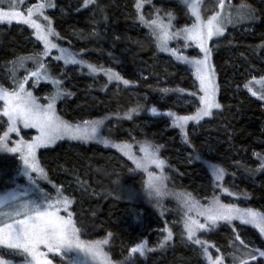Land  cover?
I'll list each match as a JSON object with an SVG mask.
<instances>
[{"label":"trees","instance_id":"obj_1","mask_svg":"<svg viewBox=\"0 0 264 264\" xmlns=\"http://www.w3.org/2000/svg\"><path fill=\"white\" fill-rule=\"evenodd\" d=\"M211 1L203 3V11ZM258 1H231L254 10L256 20L247 25L253 29L246 34L237 29L230 31L213 44L221 108L211 120L187 126L182 133L162 117L153 118L151 109L192 113L193 106L186 102H198L194 76L184 65L158 52L152 35L139 22L135 0H96L88 7L84 0H55L50 20L63 38L64 47L74 53L83 50L86 62L111 68L130 81L128 86L109 82L103 72L93 75L86 67L65 66L52 60L55 76L64 74L62 88L72 93L63 98L58 116L73 124L104 119L101 135L115 143L130 144L136 156H140L141 144L159 147V158L165 162L162 174L167 193L190 194L200 202L228 189L233 195L226 194L227 197L264 211V172L255 171L259 161L254 155H264V101L245 88L254 77L264 76V8ZM146 8L143 15L148 17ZM173 8L183 14L177 24H185L184 11ZM94 29L98 35H92ZM26 38L36 41L27 29L14 25L0 28V72L10 75L11 60L29 55L33 45ZM134 108L139 111L133 113L132 119L125 118L124 114ZM15 157L0 153V195L21 179L18 169L9 162ZM38 160L47 174V179H42L44 187L50 189L47 193L58 195L54 194L58 186H66L58 193L71 199L70 212L82 239L108 238L104 249L113 263L119 264L133 245L146 240L151 249L146 264H207L200 246L186 239L184 223L190 214L185 215L182 201L173 195L159 202L149 198L145 194L147 172L130 171L135 165L117 149L96 141L62 139L41 150ZM214 166L226 170L220 182L223 188L214 185ZM234 227L242 238L261 243L252 229ZM233 228L221 225L198 232L197 236L205 235L203 240L210 249L219 248L229 262L234 251ZM167 230L172 231L173 238L161 248ZM133 259L135 264H143Z\"/></svg>","mask_w":264,"mask_h":264},{"label":"snow or ice","instance_id":"obj_2","mask_svg":"<svg viewBox=\"0 0 264 264\" xmlns=\"http://www.w3.org/2000/svg\"><path fill=\"white\" fill-rule=\"evenodd\" d=\"M96 0H84V6L88 7L95 4ZM192 17L190 26L172 31L174 25L172 20L174 16L168 13V23H165L156 10V18L146 19L141 12V0H137L136 8L139 14V22L150 30V34L155 38L156 48L161 52H170L176 56L177 60L190 64L194 69L196 79L199 81L200 107L193 115H178L172 111L163 113L171 117V123L174 128L182 133L189 121L197 123L205 117L213 115V109H220L221 105L216 100L217 86L215 83V71L209 63L211 49L208 47V41L213 37L223 36L225 25L233 23L234 20L253 19L255 12L248 5H241V8H247L246 14L233 17L229 12L224 14L225 0H219L218 8L213 15L204 19L199 10V0H183ZM5 4L7 5L5 7ZM26 5V0H0V24L11 25L15 22L18 25H25L33 30L37 42L43 45V49L36 50L29 55H23L13 60V68L10 72L12 84L9 87L0 85V101H3V107L0 108V153H10L18 156L22 167L18 169V176L25 177L29 185L35 186L40 192L36 198H29L27 190L17 188L7 191L0 195V264H54L58 257V264H113L104 246L109 243V239L103 240H84L80 229L75 225L72 219V212L68 211L72 201L67 196L57 195L53 200L51 196L40 189L37 179L33 174H37L40 179H47V174L40 167L36 152L39 148H45L54 144L58 139L67 137L72 140L96 141L102 143L106 148H115L135 165L134 169L143 170L148 173L149 180L145 187V194L149 198H154L159 202L166 195H173L182 201L187 209L185 215L195 211L198 216L204 217L205 223L191 218L184 223L186 230V239L193 245H199L203 256L209 264H223L220 256L213 257L209 253V245L205 240L197 236L198 231L209 230L217 225L218 221H224L231 224L238 220L242 226H252L257 230L261 237H264V211H257L250 207L241 208L236 203H222L215 194L212 200L206 205H200L198 201L191 198L190 194L167 193L164 191L163 169L165 162L159 158V147L151 144H141L140 152L142 156H136L132 151V146L127 143H115L101 135V128L104 125V119L85 120L80 124H73L62 120L56 114L55 104L57 99H63L72 93L62 88L64 74L60 77L52 75L51 64L48 58L52 57V50L55 49L59 55L52 57L53 60L63 61L67 65H80L86 67L90 74L103 72L109 82L122 83L125 86L130 81L124 79L118 72L111 68L97 67L92 63L86 62L83 56V50L79 53L70 51L69 47H63L55 40L63 39L52 26V21L45 14V9L55 7L52 0H43V2L32 4L21 10V6ZM103 12V9H100ZM106 20L107 17L105 16ZM41 20L43 22H41ZM94 23H97L94 21ZM92 35H98L95 29ZM183 41L185 47H190L193 43L203 53L202 58H189L179 55L175 49L169 48V41ZM71 42H69L70 44ZM80 56L81 58H77ZM31 61L33 69L26 67V62ZM24 68L25 75L23 79H17L15 75L16 67ZM32 81L31 87L35 88L41 80L49 82L55 91L46 97L47 104H41L33 95V92L26 88L29 81ZM258 84V90H254V85ZM245 88L257 99L264 100V77L245 84ZM168 92L169 89H162ZM183 91V90H180ZM193 96L196 93H192ZM138 108L129 110L125 113V118L132 119L133 113L138 112ZM153 115H159L156 108H152ZM6 118V119H5ZM23 129H35L37 135L29 140L21 136ZM13 136L19 137L13 139ZM185 142L187 139L185 137ZM259 167L255 171L264 172V155L255 153ZM199 159V157H196ZM151 166L161 170V175L157 177L149 172ZM226 170L222 167L214 166L212 169V178L219 182L224 179ZM217 187H220L217 184ZM223 191L231 196L228 189ZM246 196V194H245ZM67 215H61V212ZM233 253L232 264H264V244L256 246L251 241L241 239V235L233 228ZM111 237V233L108 234ZM173 238L171 230H167V235L160 242L163 248ZM239 242L238 245L236 242ZM146 244L138 243L129 249V255L125 256L119 264H135L134 254L144 256L146 251H150ZM220 251L219 248L216 249ZM4 255L9 257H21L19 261L14 259H5Z\"/></svg>","mask_w":264,"mask_h":264},{"label":"rangeland","instance_id":"obj_3","mask_svg":"<svg viewBox=\"0 0 264 264\" xmlns=\"http://www.w3.org/2000/svg\"><path fill=\"white\" fill-rule=\"evenodd\" d=\"M156 1L159 2L160 4L158 5ZM205 1L206 0H199V10H200V13H201L202 17L204 19H207L208 17H210L211 15H213L216 11H219V8H218L219 0H212L211 3H210L211 5L206 9V11H203L202 10V6H203V3ZM231 1L232 0H225V8H224V14L225 15L227 13L231 12L232 15H233V17H236L238 15H243V14H246L247 13V11H248L247 8H241L240 7L243 4H241V3L236 4V3H232ZM40 2H43V0H26V5L21 6V10H25L26 11V7L27 6H31L32 4L40 3ZM258 2L261 5V7L264 8V0H259ZM53 3L56 4L55 3V0H53ZM135 3H137V0H135ZM141 3H142V8H141L142 14H145L144 13V10L147 9L146 7H148V11H149V14L150 15L148 14L149 16L148 17H145L146 19H154V18H156V14H157L156 10H160L159 13H158L159 17L162 18L165 23H168V15L167 14L168 13H172L173 16H174V19L171 21L172 24L174 25V28L172 29V31L181 29V28H183L185 26H190L192 20L195 19V17H192L191 16V13L189 12L187 6L183 3V0H152L151 3H150V0H141ZM6 6L7 5L5 4V7ZM135 6H136V4H135ZM173 6H177L182 11H184L185 18L187 19L185 24H181L180 26L177 24V22L183 16V14H181V12L178 11L177 9L173 8ZM54 8L55 7L45 9V14L48 15L49 18H50L49 11H55ZM60 12L61 13H64L62 10ZM138 14H140V13H138ZM254 20H256L255 17L253 19L234 20L233 23H230V24H226L225 25L226 30H225V33H224L223 36L213 37L212 40H209L208 41V47L211 49V57H210L209 63L211 64V66L214 68V71H215V77H214V79H215V83H216V86H217L216 100H217V102L219 104H220V102H219L220 93H219V87H218L217 73H216V69H215V65H214V59H213V47H214L213 44H215L216 41H219L221 39H224L228 35V33L230 31H233V30H236V29H237V32H239L241 34H246L247 32H250L253 28H252V26L249 27L247 25H249V23L252 22V21H254ZM41 22H43V21L41 20ZM13 25L16 26L18 29H21V30L27 29L28 31H30L32 37L35 39V35L33 34V30L30 29V28H28L25 25H18L15 22H13L11 25H8V24H0V28L1 29L3 27H7L8 28V27L13 26ZM148 31L150 33V30L149 29H148ZM152 38L154 39V42H155V38L153 36H152ZM53 39H54V41L56 43H58V44H60L61 46L64 47V42L62 40L60 42H58V40H55V38H53ZM25 41L27 43H29L30 45L31 44L33 45L32 49L30 51H28L29 54H31L32 52H34L36 50H41L42 51L43 45L40 44L39 42L32 41L30 38H26ZM39 44L41 45V48L40 47L39 48L37 47V46H39ZM155 44H156V42H155ZM169 48L175 49L179 55L188 56L189 58H202V56H203V53H200L199 48H197L194 43L190 47H185L184 46V42L182 40L181 41H177V40H171V41H169ZM158 52L160 54H163V55L168 56L169 58H171L176 63L181 64V65H184L187 68V70L194 76V80H195L196 87H197V90H198L197 91V100H198V102H197V104L196 103L193 104L192 101H187L186 102V104H190L191 106H193L194 111L192 113H186V114L176 113V114H178V115H193V114H195V112L197 111V109L200 107V104H199V96L202 95V93L199 91V81L196 79V76L194 74V69L192 68V66L190 64H186L183 61L177 60L176 56L172 55L170 52H161L159 50H158ZM56 55H59V52L57 50L53 49L52 50V57H54ZM52 57H49L48 58V62L50 64H51V61L53 60ZM16 59H17V57L13 58L11 60V62L13 60H16ZM11 62H10V65H9V73L11 72V70L13 68V65L11 64ZM61 62H63V61H61ZM26 67L29 68V69H33L34 68V65L32 64L31 61H28V62H26ZM59 71H60V74H61L63 72V69L61 68ZM51 72H52V75L55 76V73L53 72V68H51ZM15 75H16L17 79H23V76L25 75V69L24 68H20V67L17 66L16 69H15ZM261 77H258L256 79L259 80ZM64 78L66 79L67 77H64ZM70 83L71 82H69V86H71ZM11 84H12V79H11L10 75H7L6 73H4V71H1L0 72V85H3L4 87L7 88ZM31 84H32V81L30 80L29 81V84L26 85V88H28L29 90H31L33 92V95L37 98V100H38L39 103H41V104H47L48 103V100L46 99V97L49 96L51 93H53L55 91V88L49 82L44 81V80H41L40 83H39V85L37 87H35V88H32L31 87ZM259 87L260 86L258 84L254 85V90H258ZM255 98L257 99V97H255ZM258 100H260V99H258ZM261 101H264V100H261ZM62 104H63V99H57L56 104H55V110H56L57 116L59 115V106L61 107ZM2 107H3V101H0V108H2ZM219 110L220 109H213V115L212 116L205 117L204 119L200 120L198 123L196 121H189L188 124L186 125V127L187 126H194V125H197V124H199V123H201L203 121L211 120L214 116H216L219 113ZM157 112L160 113V114L159 115H153V114H151L153 118H161L162 117V120L168 121L169 124L172 125V123H171V119L172 118L171 117H168L166 115H163V113H166V112H161L158 109H157ZM195 129H196L195 127H192L191 130L195 131ZM178 133H179V131H178ZM37 134L38 133H37V131L35 129H23L21 131V136H23L25 140H29L32 137H34L35 135H37ZM18 138L19 137L13 136V139H18ZM63 139H68V138L65 137ZM59 140H62V139H58L57 141H59ZM52 145H49V146H52ZM46 148L47 147L37 149L36 157H37L38 163H39L38 153L41 150L46 149ZM139 155L142 156L143 153L139 152ZM9 162H11L13 164L15 170H17L20 167H22L21 161L19 160V157L18 156H16L13 159H10ZM209 165L211 166L212 164H209ZM159 170L160 169L155 168V166H151L148 169L149 172L154 173L157 177H159L161 175V171L158 173ZM211 173H212V171H211ZM33 175L37 179V184H38L39 188L40 189H43V191L47 193V191H49L50 189L44 187L45 186V185H43L44 184V181L42 179L38 178L39 176L37 174H33ZM148 180H149V176H148V173H147V182H148ZM213 182H214V185L216 187H217V184H219L220 187H218V188H223L222 185H221L222 183H220L222 181L217 182V181H215L213 179ZM232 182L229 183V186L231 185L230 187H232ZM18 185H19L20 189L27 190V194H28V197L29 198H36L37 196L40 195V192L35 188V186L29 185V183H28V181H27V179L25 177H21V179L19 180V184H17L15 187H10L11 189L9 188L5 192L11 191L12 189L17 188ZM51 188H53V187H51ZM57 190H58V192L59 191H62V190L65 191L66 190V186L60 185V186H58ZM222 191H223V189H222ZM222 191H220L217 194H215L216 196H218L220 198V200H221L222 203H236L237 206H239L241 208H244V207L253 208L249 204H247L246 202L240 203L237 200H234V199H231L230 197H227L226 193H224ZM5 192H3V193H5ZM58 192H55L54 194H61V193H58ZM61 195L62 196H65L63 194H61ZM56 197H57V195H53L52 196V194H51V198L53 200H55ZM212 197H211V199H208V201H206V200L205 201H200L199 204L200 205H206V204H208L212 200ZM68 211H71L70 210V206H69ZM186 211H187V209H186ZM257 211H259V210H257ZM189 214H190L191 218L199 220L200 223H205L204 217L198 216L195 211H192ZM61 215H67V213H65V212L62 211L61 212ZM221 225H226V226H229L230 225V226H232V228L235 225V226H240L241 228H244V229H252L258 235L261 243L256 242L254 239H252L253 241L246 240L245 238H242V237H241V239H244L246 242L247 241H251V244H249V247H251L252 244H255L256 246H260L261 244H264V237H261L260 234H259V232L257 230H255L254 228H252V226H242V225H240V222L238 220L233 221L231 224H228L227 222H224V221H218L217 222V225L215 227H213L212 229L221 227ZM207 229H209V228L206 227L205 230H207ZM198 232H201V231H198ZM198 232H197V234H198ZM186 235H187V233H186ZM199 238L203 240V239H205V235H201V236H199ZM139 243L146 244L147 248L149 249V246H148V243H147L146 240H142ZM238 243L239 242L237 241L236 244L238 245ZM210 248L211 247L209 245V253L213 257V259H215V257H217V256H220L223 259V264H232V261H229L228 262V260H227L228 258H225V256H222L220 252H217L216 251V249H213L212 250ZM150 252H151V250L150 251H146V253L142 257L139 254H134V258H138L139 260L142 261L143 264H146L148 262V258H149ZM5 256H6L5 259H14L16 261H19L20 259H22L21 257H14L13 258V257H9L7 255H5ZM58 260H59V258L57 257L56 258V261L57 262L54 261V264H58ZM205 260H206V263L209 264V262H208V260L206 258H205ZM113 264H115V263H113Z\"/></svg>","mask_w":264,"mask_h":264}]
</instances>
